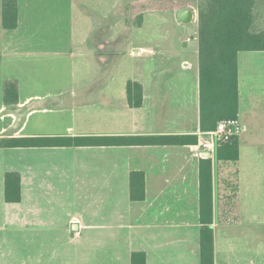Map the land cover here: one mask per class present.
Here are the masks:
<instances>
[{
    "label": "crops",
    "instance_id": "crops-1",
    "mask_svg": "<svg viewBox=\"0 0 264 264\" xmlns=\"http://www.w3.org/2000/svg\"><path fill=\"white\" fill-rule=\"evenodd\" d=\"M5 1L9 0H0V63H6L8 70L0 79V120L8 122L0 127V138L198 136L199 142L0 148V264L17 261L10 248L21 246L28 252L29 245L37 248L38 264H50L54 254L61 258V264H131L136 251L146 253V264H201L200 161L204 155L212 159L213 264H264V90L253 91L256 86L251 85L262 76L260 72L254 71L250 77L246 86L251 90L250 98L244 104L238 56V119L243 133L238 135L240 157L235 162L220 160L218 146L212 150L201 146L210 136L201 129L200 70L197 108L179 112L171 129L157 130V118L146 123L137 112L126 125L120 114L111 119V114L103 111L101 130H76L66 124L60 130L49 126L29 131V119L39 110L37 104L49 96L23 95L30 92L26 86L34 81L29 77L40 75V61L72 54L101 63L103 68L109 54L103 40L93 45L85 39L78 46L73 39H50L43 29L60 28L61 12L71 8H81L102 29L109 27L113 17L109 6L104 8V0L102 7L91 11L81 0H13L18 24L8 29L3 24ZM141 1L114 2L115 8L123 3L115 18L120 26L134 27L126 23V8ZM152 11L159 10L146 9L143 24L134 28H141ZM196 50L199 52V46ZM183 67L190 68L191 63L185 61ZM8 81L17 84V103L5 100ZM142 86L140 107L130 106L126 88L127 105L134 111H143L148 101ZM85 88L65 89L77 94ZM59 100L61 105L66 102L61 96ZM11 171L21 175L20 202L5 199V176ZM16 240L20 241L17 247L12 245Z\"/></svg>",
    "mask_w": 264,
    "mask_h": 264
},
{
    "label": "rangeland",
    "instance_id": "rangeland-1",
    "mask_svg": "<svg viewBox=\"0 0 264 264\" xmlns=\"http://www.w3.org/2000/svg\"><path fill=\"white\" fill-rule=\"evenodd\" d=\"M81 1L89 11L93 7H102V0ZM115 1L108 0L107 3V0H104V8L108 5L111 9V17H113L109 22V29L98 27L96 19H91L79 7L77 9L70 7L71 10L61 12L63 16L60 28L43 29V31L46 30V35L50 39H73L78 46L88 39L93 45L95 42L97 44L103 40L108 44L109 54L103 68H101V63L90 62L82 56L76 57L72 54L40 61L37 67L40 75L29 77L34 81L26 86L30 92H25L23 95L49 96L41 98L40 100L45 101L42 104H37L39 110L35 111L29 119V131L38 128L45 130L49 126L60 130L65 128L66 124L74 125L76 130L77 127L78 129L101 130L103 111L106 114L109 112L111 119L113 114L117 117L120 114L121 120L126 125H130L132 114L137 112L139 118L145 119L146 123L157 118L158 125H164V128L158 126L155 129H171L170 126L174 125L172 122H175L179 112L181 113L185 108L189 110L197 108L199 52L195 46L185 45L184 41L189 40L190 35L184 32V27L187 25L179 22L177 10L174 12L171 10L149 12L145 16V24L141 28H131L120 26L118 19H115L118 11L123 7L122 3L115 8ZM124 1L126 4L131 2V0ZM198 2L199 0H193L195 7ZM195 12L197 15L198 10L195 9ZM94 15L96 17L97 13L95 12ZM189 26L195 28L194 35L198 39L197 17ZM74 57L75 59L72 60ZM185 61L191 63L190 68L183 67ZM239 65L243 103L245 104L250 98L251 92L246 86L250 85L249 80L251 76L255 75L254 71H259L262 76L257 82H251L254 88L256 86V89L252 90L259 92L262 91L258 90L259 88L264 90V51H241ZM0 68L1 79L2 73L8 68L6 63H0ZM9 69L11 70L10 67ZM131 80L138 81L145 87L148 101L143 111H134L127 105L126 88L128 81ZM85 87L92 89L87 91ZM65 88H85V91L75 94ZM60 89L65 92L57 93ZM60 96L66 101H62L63 105L59 100ZM74 96L75 99H73ZM37 100L36 97L35 101ZM76 100H80V103H72ZM107 101L110 102V105ZM7 122L0 120V127ZM110 126L116 127V124L111 123ZM88 209L92 210L93 208L90 205ZM61 239L68 240L66 237ZM19 242L16 240L12 245L17 247ZM20 247L10 248V251L15 252L13 255L18 256V259L14 263L8 262V264H38L36 247L33 248L32 245H29L28 252L30 253L24 252ZM53 256L56 258L49 260L50 264H61V258L57 254Z\"/></svg>",
    "mask_w": 264,
    "mask_h": 264
},
{
    "label": "trees",
    "instance_id": "trees-1",
    "mask_svg": "<svg viewBox=\"0 0 264 264\" xmlns=\"http://www.w3.org/2000/svg\"><path fill=\"white\" fill-rule=\"evenodd\" d=\"M185 6L198 10L201 129L204 132L214 131L221 120L238 118L239 115V53L264 51V0H199L197 7L193 0H143L127 5L126 23L134 27L141 26L146 9L163 11ZM3 24L8 29L17 27L18 11L13 0L5 1L3 4ZM127 98L130 106L140 107L143 102L142 84L128 81ZM5 100L7 103H17L16 82H6ZM165 142L196 145L199 137L14 136L0 138V148L83 147ZM218 157L223 161L235 162L239 159L238 135L219 141ZM21 198L20 173L7 172L6 201L20 202ZM200 200L201 264H213L212 159L206 155L200 161ZM131 264H146V253L133 252Z\"/></svg>",
    "mask_w": 264,
    "mask_h": 264
},
{
    "label": "built area",
    "instance_id": "built-area-1",
    "mask_svg": "<svg viewBox=\"0 0 264 264\" xmlns=\"http://www.w3.org/2000/svg\"><path fill=\"white\" fill-rule=\"evenodd\" d=\"M243 130L242 124L238 118L224 119L218 123L217 129L207 132L210 136L208 140L201 142L205 150H212L222 139H228L230 136L239 135Z\"/></svg>",
    "mask_w": 264,
    "mask_h": 264
},
{
    "label": "water",
    "instance_id": "water-1",
    "mask_svg": "<svg viewBox=\"0 0 264 264\" xmlns=\"http://www.w3.org/2000/svg\"><path fill=\"white\" fill-rule=\"evenodd\" d=\"M195 17H198V13L196 15V12L195 10H193L191 7H188V6H185V7H182L180 8L178 11H177V18L179 20V22H181L182 24L184 25H189L193 19ZM195 28H190V34H191V37L190 39L185 42V45H192V46H199V40L197 38H195V35H194V32H195ZM207 154H210L209 152H207Z\"/></svg>",
    "mask_w": 264,
    "mask_h": 264
},
{
    "label": "flooded vegetation",
    "instance_id": "flooded-vegetation-1",
    "mask_svg": "<svg viewBox=\"0 0 264 264\" xmlns=\"http://www.w3.org/2000/svg\"><path fill=\"white\" fill-rule=\"evenodd\" d=\"M189 31H190V26H189V27H188V26H185V27H184V32H185V33H189V35H190L189 37H191V34H190ZM187 41H188V40H185L184 43L187 42ZM187 46H188V45H187Z\"/></svg>",
    "mask_w": 264,
    "mask_h": 264
}]
</instances>
